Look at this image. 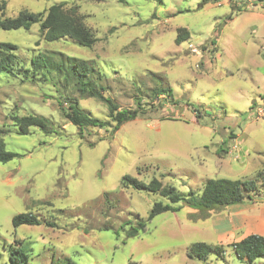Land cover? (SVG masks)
Masks as SVG:
<instances>
[{"label": "rangeland", "instance_id": "1", "mask_svg": "<svg viewBox=\"0 0 264 264\" xmlns=\"http://www.w3.org/2000/svg\"><path fill=\"white\" fill-rule=\"evenodd\" d=\"M0 1L5 17L62 4L97 39L86 48L68 39L46 43L37 24L0 29V43L16 45L29 69L0 74L4 149L18 155L0 164V264H9L18 248L28 264H249L225 246L232 243L224 237L227 207L202 218L182 202L120 181L156 178L185 196L200 195L209 179L256 181L264 172V0ZM179 28L190 38L178 45ZM38 53L90 61L89 78L104 96L120 109L134 110L140 101L142 114L113 134L79 131L61 110L67 97L102 121L106 105L79 98L71 80L49 81L46 72L33 71L29 61ZM154 89L164 95L154 99ZM24 115L51 120L53 133L17 134L11 118ZM257 187L252 200L264 199L260 181ZM156 202L177 211L155 216L127 237ZM25 212L56 226L13 228L12 217ZM198 242L225 246L224 257H189Z\"/></svg>", "mask_w": 264, "mask_h": 264}, {"label": "trees", "instance_id": "2", "mask_svg": "<svg viewBox=\"0 0 264 264\" xmlns=\"http://www.w3.org/2000/svg\"><path fill=\"white\" fill-rule=\"evenodd\" d=\"M97 3L107 0H92ZM119 4L125 3V0H115ZM5 3L0 1V29L4 31L11 30H29L33 25H38V31L46 43L68 39L77 46L91 48L97 42L93 32L76 15L74 9H66L62 4H54L43 12H30L23 10L17 13L15 17H5ZM190 38L186 28H179L176 33V44H181ZM17 46L11 43H0V74L5 73H24L28 74L29 69L22 67L15 52ZM38 53L30 59L31 69L35 72L47 73L49 81L57 78H64L65 83L72 81L74 90L81 99H96L106 105L108 110V120L102 121L85 113L79 106L77 99L67 97L65 105L67 109H61L65 118L71 125L79 131L84 132L87 129L99 128L110 129L113 134L119 128L130 121L135 120L140 112V101L136 104V109H120L111 99L105 97L102 90L89 78L93 67L90 61L77 59L64 54ZM22 71V72H21ZM54 73L56 76H51ZM43 81H47L44 74L41 75ZM35 81L34 78L31 81ZM164 90L154 89V99L163 96ZM61 104V103H60ZM12 126L16 133L20 135H29L32 128L41 130L44 134L53 133L51 120L39 115L13 116L11 118ZM8 131L0 129V164L7 163L18 155L8 152L4 149L2 136ZM261 182L264 186V172L258 174L254 180H232V179H209L205 182L200 195H194L189 192L187 195H181L173 187L164 186L161 181L152 178L148 183L139 181L131 176H123L120 184L123 188H131L136 191H143L159 195L171 204L182 202L187 207L203 214L206 218L209 212L217 211L231 205L242 204L252 200L253 195L258 190L257 183ZM177 207L170 204L156 202L148 213L146 221L137 224V227L131 228L126 234L127 237L138 235V229L145 230L146 223H149L155 216L165 212H176ZM11 225L17 228L22 225L41 226L54 228L55 223L41 221L36 215L25 212L12 217ZM20 244V242H16ZM231 247L240 261L252 264L257 259L264 258V236L249 235L244 239L225 245ZM225 246L210 245L206 243H194L190 246L189 257L204 259L210 253H215L220 258L224 257ZM9 264H28V255L20 248L14 249L9 255ZM68 264H72L66 260Z\"/></svg>", "mask_w": 264, "mask_h": 264}, {"label": "crops", "instance_id": "3", "mask_svg": "<svg viewBox=\"0 0 264 264\" xmlns=\"http://www.w3.org/2000/svg\"><path fill=\"white\" fill-rule=\"evenodd\" d=\"M229 230L224 237L230 242H238L249 235L264 236V199L254 198L251 201L227 207ZM264 259V258H263Z\"/></svg>", "mask_w": 264, "mask_h": 264}, {"label": "built area", "instance_id": "4", "mask_svg": "<svg viewBox=\"0 0 264 264\" xmlns=\"http://www.w3.org/2000/svg\"><path fill=\"white\" fill-rule=\"evenodd\" d=\"M250 2L253 1V0H249Z\"/></svg>", "mask_w": 264, "mask_h": 264}]
</instances>
